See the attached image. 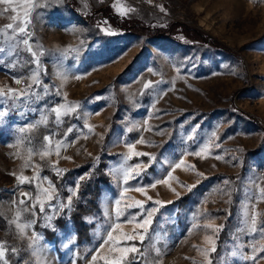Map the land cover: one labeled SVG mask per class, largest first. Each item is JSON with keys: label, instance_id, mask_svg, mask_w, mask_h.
Listing matches in <instances>:
<instances>
[{"label": "rangeland", "instance_id": "1", "mask_svg": "<svg viewBox=\"0 0 264 264\" xmlns=\"http://www.w3.org/2000/svg\"><path fill=\"white\" fill-rule=\"evenodd\" d=\"M16 4V13L0 5V243L8 264H105L132 245L142 264H253L244 259L253 248L264 264V0H32L28 32L38 68L24 37L6 29L28 10L23 0ZM109 7L157 32L186 24L236 54L180 28L126 31L101 12ZM10 89L24 98H12ZM60 104L76 110L57 123L51 108ZM136 164L141 174L124 184L120 170ZM99 166L110 182L101 186L100 212L83 216L92 237L79 245L74 200ZM21 176L46 178L41 186L55 190L57 207L75 193L71 209L49 213L36 181L21 183ZM23 193L29 197L21 204ZM136 201L159 208L147 232L138 227L145 217ZM245 213L256 215L255 234ZM17 224L28 227L21 232ZM116 224V242L104 244ZM213 245L220 250L211 253Z\"/></svg>", "mask_w": 264, "mask_h": 264}, {"label": "snow or ice", "instance_id": "2", "mask_svg": "<svg viewBox=\"0 0 264 264\" xmlns=\"http://www.w3.org/2000/svg\"><path fill=\"white\" fill-rule=\"evenodd\" d=\"M30 4H32V0H23L22 7H24L25 9H28V10H25V11L22 12V15H23L24 18L23 19H18V17L16 15H14L12 17V20L16 21V23L15 24L14 23H9L6 26V29L7 30H12L18 36L22 35L24 37L21 42H22L23 45L27 46V50H28V52L31 53V55L33 57L34 64L38 68L39 64H40V60H39V57L37 55V52L33 51L32 47H31L30 36H29V32H28V26H29L30 20H31V17L29 15L30 8L28 7ZM0 5H5L6 6L5 9H4L5 11L11 10L14 13H16L18 11V7L21 6V5H17L16 4V0H0ZM32 6L34 7L35 5H32ZM109 34H115V33H109ZM2 50L3 49H0V51H2ZM33 80L36 81V77H33ZM16 83L19 84L20 80L17 79ZM36 83H37V86H39V81H36ZM150 84H151V82L149 81L147 84H145L144 87L148 88L150 86ZM9 91L12 93V98H15L17 95H19L21 99L24 98V94H18L16 92V90H14V89H10ZM45 92H47V89H45ZM0 95H5V94L0 93ZM75 110H76V107H74V106H66L64 104H60L58 106L54 105L51 108V112L54 113L55 120H56L57 123H59L61 121L62 117L67 116L70 112H74ZM43 122L47 123V120L45 119ZM73 130L74 129L72 127H69L67 129V133L66 134H71L73 132ZM21 131L23 132V131H25V129L22 128ZM44 140L46 141V143H47V145L49 147L46 150H44V151H42L40 153V158L42 160L46 156H48L50 151H51V146L53 144V136L52 135L46 136V137H44ZM140 142L143 143L142 140ZM133 147H134L133 145H129L130 149L133 148ZM60 148H61V145H60L59 142H57L55 144V154L57 156L60 155ZM206 149H207V146H205V149H202L201 152H197V153H194V154L199 156ZM133 155L140 156V155H147V154L146 153H135L134 152ZM153 159H154V157H153ZM181 163H183V161H181ZM142 167L143 166L141 164H136L132 168H125V169L120 170V173L122 175V182L124 184H127L130 179L134 178L133 174H135V176H139L141 174ZM176 167H179V165H176ZM59 174L60 173L58 171L57 175H59ZM201 175H203V174L201 173ZM170 178H171V174H169V179ZM41 179H46V178H40V177L29 178V177H26V176H21L20 177L21 183L33 184L34 180L36 181L35 187L39 191H41L43 193L44 199L49 202L48 209H47L49 213H58V212H63L65 210H70L71 207H72V203H73L72 196L75 195V193H73L72 195H69L67 197L66 202H61L60 206L57 207L55 204L51 203V201H53L54 198H55V196H54L55 190L54 189L50 190L49 187H42L41 183H40ZM160 183H167V181L166 180H162V181H160ZM225 183H227V181H225ZM49 184H50V182H49ZM155 186H156L155 184L152 185V187H155ZM77 187H78V185H77ZM135 190L138 191V192L145 193V195H146L145 189L143 187L136 188ZM189 190H191V189H189ZM124 191H128V189L125 188ZM259 194H260V197L262 199H264V188H260L259 189ZM22 197L23 198L21 199L20 203L24 204L25 203V199L24 198H28L29 194L28 193H23ZM148 199L151 200V197H148ZM257 202H259V201H257ZM120 203H121V201L119 199H117L115 201L117 218H119V216H120ZM154 203L157 206L162 204L161 201H155ZM133 206L134 207H139L141 210H143V215H144L145 218L142 220V222L138 223V227L141 228L144 232H147L149 226L153 223V216H154V214L156 212H158L159 208L158 207H152L151 209H145L144 203L141 202V201H136ZM39 210H40L41 214L45 213L44 200L40 201ZM34 215H35V213H34ZM47 218H48L49 221H51L52 216L49 215ZM245 219H246V222L248 224V227H249L251 233L255 234L259 230L258 229L256 215H248V213H245ZM129 222H131V221H129ZM16 227L18 229H20L21 232H23V229L25 227H28V225L17 224ZM207 227L211 228L212 225H208ZM117 228H119V224H116L115 227L111 228L108 231L107 239L103 241L104 244H107L109 241H111L113 243L116 242V238L113 236V232ZM214 231H219V229H214ZM135 238H136L135 236H125L126 240H134ZM38 239H39L38 235L34 236V243L36 241H38ZM143 239H144V236H143V234H141L140 235V241L142 242ZM207 239L209 240V242H211V237H208ZM8 251H9V249L3 243H0V260H2L4 262V264H8V261L6 259V254H7ZM11 251H12L13 254L16 253V249L15 248H12ZM116 251L120 253L119 259H114V260L105 259V264H125V260L129 256H132V259L128 261V264H136L135 256H133L132 254H139L140 249L138 247H136L135 245H132V246H127V247H118L116 249ZM251 251L253 252V254L252 255H245L244 259L246 261L253 262V264H257V255L255 254V248H253ZM210 252L211 253H215L216 252L215 245H213L211 247ZM205 254L206 255L208 254V250H205ZM96 259H97L96 255L92 256V260L93 261H95ZM260 259H264V256H261ZM208 264H212V261L208 260Z\"/></svg>", "mask_w": 264, "mask_h": 264}, {"label": "trees", "instance_id": "3", "mask_svg": "<svg viewBox=\"0 0 264 264\" xmlns=\"http://www.w3.org/2000/svg\"><path fill=\"white\" fill-rule=\"evenodd\" d=\"M101 12L106 16L107 18H110L114 24L119 26L120 28L131 31L135 34H143V33H149L152 35H155V33H158L160 35H169V31L176 32L180 28L181 31L185 32L187 35H190L194 38L201 39L205 42H208L210 44H213L217 47L222 48L223 50L228 51L229 53H234L233 50L228 48L227 46L223 45L222 43L216 41L213 38H210L208 35H205L204 33L200 32L199 30H196L195 28H192L190 26H187L183 23H173L168 30L165 32L162 31H155L154 29L150 28L149 26H146L142 23L136 22V21H128V20H121L118 14H116L112 8H105L102 9ZM172 33V32H171ZM84 171L83 168L75 169L70 173V178H73L74 175H80ZM94 173L97 175V177L94 179L92 177L91 180L84 181L83 187L74 200V212L72 215L73 223L76 228L77 232V242L79 245L84 241V243H89L92 237L91 228L93 225L87 223L84 221L83 216L84 215H91V214H98L100 212V206L98 202V196L101 191L102 185H109V177L103 172L102 166H99ZM60 227H64V224L61 223ZM41 231L48 239L51 241L49 237L54 238L52 235V230L50 229H40L37 225L35 226V230ZM52 235V236H51ZM222 242V238L219 239V243ZM57 244V243H55ZM57 246V245H56ZM81 248V246H80ZM220 250V247L217 248L218 252ZM135 256L136 264H142V257L138 254H132ZM132 259V256H129L125 260V264H128V261ZM78 264H83L81 260H78Z\"/></svg>", "mask_w": 264, "mask_h": 264}]
</instances>
